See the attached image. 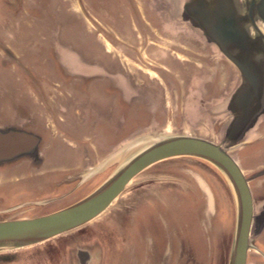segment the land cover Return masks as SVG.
Wrapping results in <instances>:
<instances>
[{"label":"rangeland","instance_id":"374dc122","mask_svg":"<svg viewBox=\"0 0 264 264\" xmlns=\"http://www.w3.org/2000/svg\"><path fill=\"white\" fill-rule=\"evenodd\" d=\"M182 2L0 0V8H13L0 11V93L20 88L25 73L36 79L34 89L43 82L38 77L45 78L46 92L30 100L26 119L45 126L48 136L39 153L22 161L23 176H30L23 189L7 172L11 166L0 168V222L31 220L80 202L163 139H224L233 66L181 11ZM108 86L111 94L101 95ZM10 104V96L0 97L4 111ZM3 115L8 121L11 113L6 120ZM87 120L95 124L81 144L90 150L88 160L66 153L60 160L47 150L54 141L68 145L70 127L86 132L76 126ZM36 126L24 129L38 135ZM260 152L255 171L264 168ZM57 174L62 181L54 184ZM262 184L263 177L251 184L257 221L264 211ZM237 200L231 181L213 164L168 160L137 176L91 223L43 243L1 246L0 264H230ZM263 230L257 222L248 264H264Z\"/></svg>","mask_w":264,"mask_h":264},{"label":"water","instance_id":"95a60500","mask_svg":"<svg viewBox=\"0 0 264 264\" xmlns=\"http://www.w3.org/2000/svg\"><path fill=\"white\" fill-rule=\"evenodd\" d=\"M183 13L196 24L203 35L237 68L244 81L243 89L252 95L242 103L239 117L231 116V94L226 105L229 123L221 142L205 138L176 136L161 141L141 152L110 178L96 192L58 212L35 219L0 222V247L3 245H34L77 230L104 214L125 192L131 182L152 166L176 158H197L220 169L231 181L238 203V223L230 264H248L251 237L257 221L250 180L237 159V153L251 135V126L264 106V0H189ZM184 7V5H183ZM243 12L257 23L247 29ZM29 139L30 147L4 156L10 161L17 155L34 154L37 140L31 134L16 133ZM17 148V147H15ZM24 149V150H23ZM235 153V155H234ZM262 216V215H261Z\"/></svg>","mask_w":264,"mask_h":264},{"label":"flooded vegetation","instance_id":"af4514ba","mask_svg":"<svg viewBox=\"0 0 264 264\" xmlns=\"http://www.w3.org/2000/svg\"><path fill=\"white\" fill-rule=\"evenodd\" d=\"M187 1H189V0H183L182 6H181L182 7L181 11H186L185 10V7H186L185 4L188 3ZM243 1H245V0H243ZM183 5H184V7H183ZM179 11H180V9H179ZM243 17H245V21L247 22L246 23L247 29L254 28V26L257 27V25H258L257 23H255V22H253V21L248 19L247 12L246 13L243 12ZM258 28L262 29V27L260 25H258ZM9 59H13V62L11 61V63H13V64L14 63H16V64L18 63L17 57L9 56ZM25 74H26L25 76L21 75V79H23L22 80L23 83H21V87L20 88L16 87L18 90H15V91H17L19 93L20 97L25 99V100H23V102L20 101L19 103H15V102L11 101V104L9 106L10 108L9 107L6 108V110L8 109L11 112V115H10L11 119H8V121H3V117H2V115H0V117H1L0 118V132L8 133V135H9V136H5L4 137V142L6 144H8L7 148L8 147L10 148L11 146H13V148L14 147L19 148L20 147L19 145L29 148L30 147L29 142L25 138L19 137L16 133H24V132H26V133L31 134V132L29 130H27V129L34 128L36 126V124H34V123H32V122H30V121H28L26 119V118H28L27 114H28V111L30 110L29 109L28 95H27L28 91H29L28 89L30 88L31 90L35 91V90H38V88H39L40 91H41V93H39V95H42L44 91L41 90L42 89L41 85H37V89L36 88L35 89L31 88V79H34V81H36V79L33 78V77L31 78L30 73H25ZM61 79H62L61 76L57 77V81H59V82L54 83V86H60V82H62ZM89 81H93V80H89ZM243 83H244V81L241 79V77H240V75H239V73L237 71V68L235 66H233V81H232L233 88H232V91H231L232 94H231L230 98H231V111H232L231 112V116L234 119L239 117V113H240L239 109L241 108V104L242 103H247L248 101H250L252 99V95L249 94L247 92V90L243 89ZM54 91L56 92L55 88H54ZM88 91H89V89H86L85 92H88ZM11 92H12V90H11ZM11 92H6V93H2V94L0 93V97L10 96L11 99L14 98L16 100V97H13L12 96L13 94ZM100 93L103 96H109L111 94V87L110 86L104 87L103 89H101ZM88 95L89 94L87 93V96ZM87 105H88V103H87ZM91 106H93L92 103H91ZM124 109H125V104L118 103L117 110L118 111H124ZM2 110H3V108L0 109V112H2ZM4 119L6 120V118H4ZM12 120H13V124L8 126V124L6 122H11ZM88 122L90 124L94 123V122H90L89 120H88ZM24 128H27V129L25 130ZM37 128H38V135L37 136L40 137V142H39V144L37 146V152L39 153L40 150H41V143L44 141V139L47 140L48 136H46V132L47 131L45 129V126L42 127L41 125H39ZM250 131L252 132L251 133L252 134V138H255V139H251L249 137V139L246 142H244L242 145H247V147H246V150H248L247 156H251V158L252 157L253 158H257L259 156L260 150H262V148L264 149V147H262V146H264L263 145V143H264V106H263L260 114L257 116V120L253 123V125L251 126V129H249V132ZM62 134L63 133H61V135ZM53 138H54L53 140H58V136H55ZM68 138L70 140L73 139V138L70 137V135L68 136ZM57 142L58 141H54L52 143V145L50 147H48V149L47 148L46 149L51 151V152H52L53 149L56 151L59 147H61L60 144H63V145H66V146L70 147L69 144L67 145V140H65V143L63 141H59L58 143ZM82 144H84V142ZM13 153H14V151H13ZM53 154H55V153L53 152ZM239 154H240V152L238 151L237 156H239ZM32 157L33 156L28 153L26 155H22L20 157H17L16 159H13V160H10V161H0V168L2 169V167L12 166V165H14L16 163H19L21 161H26L28 158L32 159ZM28 174L29 173H27V177L24 178V181H26V182L29 181V177L30 176ZM58 176L59 175L57 174L56 178H54V180H53L54 184L58 183V180H60V182L62 181V179H59ZM262 177L264 178V168L262 170L257 171V172H255L254 174L251 175V177L249 178L250 186H251V184L253 182H256L257 179L262 178ZM46 180L47 179H44L43 182L41 183V186L44 187V188H46L45 186L47 185V183H46L47 181ZM26 182H24V183H26ZM48 182H51V180H48ZM39 185H40V183H39ZM59 185L60 184H56L54 186H59ZM262 186L264 188V184H262ZM60 187H61V185H60ZM260 220H262V222H264V211L262 213V216H261Z\"/></svg>","mask_w":264,"mask_h":264},{"label":"crops","instance_id":"0c3cea01","mask_svg":"<svg viewBox=\"0 0 264 264\" xmlns=\"http://www.w3.org/2000/svg\"><path fill=\"white\" fill-rule=\"evenodd\" d=\"M0 11H13V8L12 7H8L7 9H3V8H0ZM45 79V78H44ZM43 79V77L41 78V77H38V80H42L43 82L41 83V85L42 86H44V84H45V86L47 85V83L45 82V80ZM18 85V84H17ZM15 90H18L16 87H13L12 88V96L13 97H16V100L13 98V99H11V101L12 102H15V103H19L20 101H22L23 102V100H25V99H23V98H21L20 97V95H19V93L17 92V91H15ZM29 91H28V101H29V103H30V100L34 97V96H36L37 95V93H38V95H39V93H41V91H40V89L38 88V92H36V90L35 91H33V90H31L30 88L28 89ZM41 90H43L44 92H46V90H45V88L44 87H42V89ZM16 95V96H15ZM32 101H33V99H32ZM30 105L31 104H29V108H30ZM32 106H35V107H33L32 108V110L33 111H35V110H37V111H39L40 109H39V107H36V104L35 103H33V105ZM103 106L102 107H100L99 109L101 110V111H104L105 109L103 108ZM106 110H108V109H106ZM4 111V109L2 110V112ZM6 111V112H5ZM4 111V113L3 114H5L6 113V116L5 115H3L5 118H7L8 117V115H7V113H11L10 112V110H5ZM10 119V118H9ZM83 128V130H84V128L86 129V132H84V131H81V133H79V130H76L75 131V133L73 132V129H71V127H70V131H69V135H70V137L71 138H73L72 140H70V141H68V144L70 145V147L69 146H66V145H64V148L62 147V144L60 145L61 147H59L56 151L55 150H53L54 151V153H55V156L56 155H58L59 154V158H60V160H61V156H63L62 154H64V153H66V154H69L71 157H74V158H80V157H84V159H87L88 160V156H87V151H90V150H88V148L87 147H84L83 145H81L83 142H87V141H89V138H87V136H88V132H89V129H91V130H93L94 128H95V124L94 123H92L91 125L89 124V122H88V120H87V122L85 121H81V123L80 124H77V126H76V128ZM24 133H26V132H24ZM92 133V132H91ZM26 134H29V133H26ZM81 134V135H80ZM94 134V132L92 133V135ZM31 135L32 136H34L36 139H38L37 141V146H38V144H39V142H40V137L39 136H37L36 134H32L31 133ZM86 135V136H85ZM5 136H9L8 135V133H3V132H0V154H2V155H4V156H7V155H10L11 153H13V151L15 152V151H17V150H19L18 148H13V146H11L10 148L8 147L7 148V146H8V144H6L5 142H4V137ZM85 136V137H84ZM75 139V140H74ZM28 142H29V144H30V140L29 139H26ZM26 141V142H27ZM37 146H36V148H35V152H37ZM22 148H24L25 149V146H21ZM61 148H63V149H61ZM23 149V150H24ZM242 149H244V148H242ZM34 152V153H35ZM31 155H33V154H31ZM84 155V156H83ZM20 156H22V155H17L16 157H15V159L17 158V157H20ZM57 157V156H56ZM63 157H65V156H63ZM237 159H238V161H239V163L241 164V167H242V169L244 170V172H245V175H248V173L249 174H254L255 172H257V171H255L256 169H254V166H252V165H254L255 164V162H256V158H251V156H247V155H240L239 154V156L237 157ZM59 160H57V162H58ZM253 167V168H252ZM24 163L21 161V162H19V163H16V164H14V165H12L11 166V168H10V171H7V172H11L14 176H17V178L15 179H13V182L14 181H16V184H18V185H16V186H19V188H18V190H20V189H23L24 187L22 186L23 184H24ZM22 175V177L20 178V176ZM251 187V186H250ZM22 191V190H21ZM264 231V230H263ZM262 234H261V236L263 235L264 236V232H261ZM263 236H262V239H263ZM261 250H262V253L264 254V247H262L261 248Z\"/></svg>","mask_w":264,"mask_h":264}]
</instances>
